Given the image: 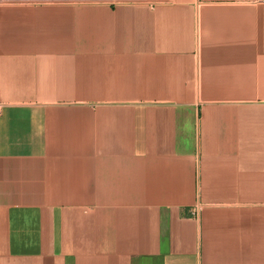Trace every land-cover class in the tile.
<instances>
[{
    "label": "crops",
    "instance_id": "0c3cea01",
    "mask_svg": "<svg viewBox=\"0 0 264 264\" xmlns=\"http://www.w3.org/2000/svg\"><path fill=\"white\" fill-rule=\"evenodd\" d=\"M0 264H264V0H0Z\"/></svg>",
    "mask_w": 264,
    "mask_h": 264
}]
</instances>
